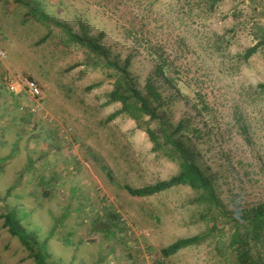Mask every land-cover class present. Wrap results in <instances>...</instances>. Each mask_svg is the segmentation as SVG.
<instances>
[{
    "label": "rangeland",
    "instance_id": "rangeland-1",
    "mask_svg": "<svg viewBox=\"0 0 264 264\" xmlns=\"http://www.w3.org/2000/svg\"><path fill=\"white\" fill-rule=\"evenodd\" d=\"M36 1L73 33L103 34L111 60L124 64L130 57L142 91L154 77L151 51L160 49L178 73L169 74L173 85L157 81L166 126L184 123L175 137L212 180L227 214L264 206V92L257 87L264 84V46L247 63L239 59L264 28L261 0H225L212 13L205 0ZM0 48L5 69L31 77L42 90L31 115L20 108L36 105L34 99L0 84V153L14 156L0 173V264H36L4 227L8 210L40 241L50 237L48 264H234L224 244L231 222L214 217L190 187L148 198L123 189L168 180L180 169L153 151L144 131L148 117L142 124L126 116L108 121L121 108L105 105L113 70L14 0H0ZM199 95L208 110L197 105ZM150 125L160 132L157 121ZM215 223L224 229L217 236L162 256L163 248L207 235ZM252 256L264 264V241L252 246Z\"/></svg>",
    "mask_w": 264,
    "mask_h": 264
},
{
    "label": "trees",
    "instance_id": "trees-1",
    "mask_svg": "<svg viewBox=\"0 0 264 264\" xmlns=\"http://www.w3.org/2000/svg\"><path fill=\"white\" fill-rule=\"evenodd\" d=\"M225 0H205L207 10L212 13L217 6ZM263 3L264 10V0ZM14 2L28 9V13L39 23L50 27L54 25L61 28L67 34L68 42L75 44L87 50L90 54L96 57L95 64L104 66L107 69L114 71V88L107 94L106 106L120 103L121 108L112 113L108 121H113L118 117L126 116L138 124H142L145 117L148 121L144 122V131L153 143V151L161 153L165 157L178 163L179 172L168 180L158 181L155 184L147 185L141 188H133L129 185H124L123 189L127 193L136 198H148L163 192L169 191L173 188L187 186L199 194V200L209 206V211L214 217L224 219L225 222L230 223L231 234L227 244L231 251L234 264H256L252 256V246H259L264 241V206L260 205L248 211H243L235 214H227L221 202L216 196L212 180L205 175L200 167L193 160L190 152L185 149L182 143L175 137L176 134L186 130L183 122H180L175 130H171L166 126L163 118L158 113V107L163 104V97L160 93L157 81L162 79L165 82L172 84L177 82L175 77L169 74L173 71L176 73L174 65L165 57L160 49H153L151 56L154 61V73L145 84L144 91L140 90L133 79L129 68L131 66V59L128 57L124 64L113 61L109 58L107 49L103 46V34L93 37L83 30L81 33H73L66 25L51 20L43 10L41 4L36 0H14ZM263 34H260V33ZM260 33L257 36L258 43L249 47L239 59L243 63H247L255 54H257L262 46H264V28H260ZM178 76V75H177ZM175 84V83H174ZM173 85V84H172ZM258 89L264 92V84H259ZM198 99L197 105L204 111L207 109V104L201 99ZM157 121L160 125V132L157 133L151 128L150 123ZM238 123L240 129L247 134L246 126ZM141 126V125H140ZM143 128V127H141ZM10 190L7 192L9 195ZM4 198L0 196V203ZM4 219V227L8 233L17 238L21 245L28 251L30 257L36 264H48L51 254L48 250V241L50 237L44 241H40L34 232H29L23 225L22 219L19 217L16 210H8L2 215ZM224 231L217 223L211 227L209 233L204 236H193L183 238L175 241L171 245L163 248L161 254L164 258L175 256L180 251L193 246H199L207 238L217 236V233Z\"/></svg>",
    "mask_w": 264,
    "mask_h": 264
},
{
    "label": "built area",
    "instance_id": "built-area-1",
    "mask_svg": "<svg viewBox=\"0 0 264 264\" xmlns=\"http://www.w3.org/2000/svg\"><path fill=\"white\" fill-rule=\"evenodd\" d=\"M6 59V53L0 48V84L1 87L8 93L19 95L26 94L34 99L36 105L21 106L22 113L35 115L38 110L39 101L42 97V90L39 84L29 76L21 75L18 72H12L5 69L3 63ZM47 116H45L46 118Z\"/></svg>",
    "mask_w": 264,
    "mask_h": 264
},
{
    "label": "crops",
    "instance_id": "crops-1",
    "mask_svg": "<svg viewBox=\"0 0 264 264\" xmlns=\"http://www.w3.org/2000/svg\"><path fill=\"white\" fill-rule=\"evenodd\" d=\"M0 91H2L1 88H0ZM0 110H3L2 106H0ZM1 119H2V117L0 116V122H2ZM6 124H8V125L13 124V121H12L10 116H9V119H7ZM7 127H10V126H7ZM0 138H2V132L0 133ZM13 159H14V156H12L11 152L7 155H2L0 153V161L3 162V164H0V173H2V174L6 173V167L9 168L11 166V160H13ZM4 163L7 165L3 166Z\"/></svg>",
    "mask_w": 264,
    "mask_h": 264
}]
</instances>
